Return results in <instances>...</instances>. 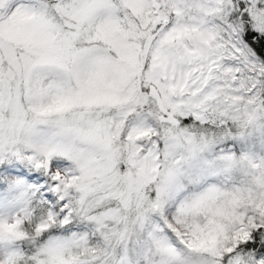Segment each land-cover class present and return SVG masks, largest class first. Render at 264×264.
Returning <instances> with one entry per match:
<instances>
[{"label": "snow or ice", "instance_id": "1", "mask_svg": "<svg viewBox=\"0 0 264 264\" xmlns=\"http://www.w3.org/2000/svg\"><path fill=\"white\" fill-rule=\"evenodd\" d=\"M0 264H264V0H0Z\"/></svg>", "mask_w": 264, "mask_h": 264}]
</instances>
